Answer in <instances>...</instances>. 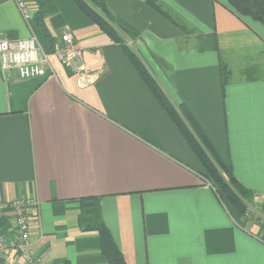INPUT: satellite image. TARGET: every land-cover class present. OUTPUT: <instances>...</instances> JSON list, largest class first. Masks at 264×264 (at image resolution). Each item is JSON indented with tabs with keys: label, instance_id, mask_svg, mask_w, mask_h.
Returning <instances> with one entry per match:
<instances>
[{
	"label": "crops",
	"instance_id": "1",
	"mask_svg": "<svg viewBox=\"0 0 264 264\" xmlns=\"http://www.w3.org/2000/svg\"><path fill=\"white\" fill-rule=\"evenodd\" d=\"M101 1L139 32L128 44L172 104L192 112L254 193L249 202L264 205V26L238 18L227 0H156L182 26L148 0ZM26 2L35 26L39 1ZM40 4L54 39L73 31L86 71L74 74L53 56L54 77L0 71V202L33 200L34 256L109 264L98 232L78 225L80 200L96 196L126 264H264V225H240L245 218L220 200L123 47L73 0ZM0 33L32 35L14 0H0ZM211 35L218 51L204 49ZM0 234L17 238L11 209L0 215ZM18 261L17 252L0 259Z\"/></svg>",
	"mask_w": 264,
	"mask_h": 264
},
{
	"label": "trees",
	"instance_id": "2",
	"mask_svg": "<svg viewBox=\"0 0 264 264\" xmlns=\"http://www.w3.org/2000/svg\"><path fill=\"white\" fill-rule=\"evenodd\" d=\"M38 1V7L40 8H38L39 10L35 14V28L41 39L46 43V50L51 52L54 38L44 23L42 7L40 0ZM73 1L86 17L97 24L115 43L123 47L127 57L142 80L177 126L188 146L198 159L202 166V175L205 180L214 188L217 196L230 212L233 210V212H237L244 217L248 213L249 200L254 197V193L238 181L230 164L222 158L211 138L188 107L181 105L177 109L172 104L143 60L132 46L128 44L129 40H136L140 37L139 32L129 24L115 18L109 10L103 12L101 10L103 1L101 0L96 4L89 2L90 0ZM148 3L158 12L162 13V15L179 25L168 12H165L159 6L156 0H148ZM227 8L241 20H252L264 26V0H227ZM179 26L182 25L180 24ZM203 46L205 50H219L218 40L215 35L205 38ZM222 77L224 86L229 80L225 65L222 66ZM80 201L78 225L81 231L98 232L102 252L106 256L109 264H126L122 252L102 218L99 197H85ZM227 203L231 208L228 207Z\"/></svg>",
	"mask_w": 264,
	"mask_h": 264
},
{
	"label": "built area",
	"instance_id": "3",
	"mask_svg": "<svg viewBox=\"0 0 264 264\" xmlns=\"http://www.w3.org/2000/svg\"><path fill=\"white\" fill-rule=\"evenodd\" d=\"M32 35L28 38H10L0 33V71L4 76L27 80L37 78L51 70L55 76L50 58L55 57L62 66L74 74L86 71L83 49L76 42L73 31L65 27L58 38L54 39L52 51L44 48L42 39L33 24V14L26 0H14ZM33 200L17 199L0 202V215L11 209L13 212L17 238L6 240L0 234V259L9 258L11 252H17L20 261L14 264H42L31 251L32 224L29 215ZM1 264V263H0ZM10 264V263H9Z\"/></svg>",
	"mask_w": 264,
	"mask_h": 264
},
{
	"label": "rangeland",
	"instance_id": "4",
	"mask_svg": "<svg viewBox=\"0 0 264 264\" xmlns=\"http://www.w3.org/2000/svg\"><path fill=\"white\" fill-rule=\"evenodd\" d=\"M89 2H92V1H89ZM42 43L44 45V48L46 49L45 41L42 40ZM227 205L229 208H231L228 203H227ZM231 212H233V210H231ZM243 218H245V219H242L240 222V225H242V226H248L249 221H251V223L253 225H262L263 226L264 225V205H262L261 207L260 206L257 207L255 205H252L251 203H249L248 213Z\"/></svg>",
	"mask_w": 264,
	"mask_h": 264
},
{
	"label": "water",
	"instance_id": "5",
	"mask_svg": "<svg viewBox=\"0 0 264 264\" xmlns=\"http://www.w3.org/2000/svg\"><path fill=\"white\" fill-rule=\"evenodd\" d=\"M90 1H92V2L95 3V4L99 2V0H90ZM101 10H102L103 12H105V11L108 10L106 4L103 3V4L101 5Z\"/></svg>",
	"mask_w": 264,
	"mask_h": 264
}]
</instances>
